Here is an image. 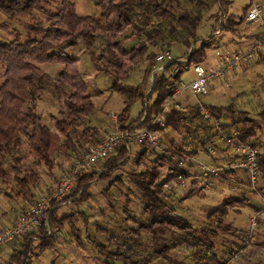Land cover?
Segmentation results:
<instances>
[{"label":"trees","instance_id":"obj_1","mask_svg":"<svg viewBox=\"0 0 264 264\" xmlns=\"http://www.w3.org/2000/svg\"><path fill=\"white\" fill-rule=\"evenodd\" d=\"M54 0H0V13L7 19L14 20L22 17L30 19L26 24L29 31L27 37L16 39L0 44V68L2 69L0 83V154H11L19 151L23 145V137H26L28 151L26 157H32L51 167L52 157L56 152L77 150L82 144L94 145L100 140V133L96 127H86L76 139L77 129L85 125L86 118L94 111V102L87 92V87L82 79L81 73L76 66L77 60L68 55L77 46H81L85 55L90 59L95 68L107 76L111 81V91L123 98L125 107L118 116V130L125 131L149 124L156 113L169 97V91L180 81L182 68L201 63L205 57V51L212 46L210 38L197 43V30L202 22L203 14L210 8L208 2L202 0H187L195 3L193 7L178 5L179 0H98L96 8L100 12V18L82 17L76 14L75 7L68 0H62L55 10H47ZM228 0H213L222 11L217 20L216 32L231 33L239 26L245 18L249 5H247L240 16L226 15V3ZM173 2L177 5L175 7ZM178 8L179 15L175 12ZM40 11L44 21L34 17V13ZM227 16L225 19L224 17ZM155 18L154 22L150 19ZM152 21V22H151ZM215 32V33H216ZM30 33L35 35L31 36ZM215 33L213 36H216ZM167 35L180 39L185 47H189V53L184 62L172 61L165 65L160 72L153 75V81L147 91L144 88L154 72V64L157 62L156 53L150 49L155 48L160 38ZM257 35H255L256 37ZM97 38L104 41V46L99 54L96 53ZM131 41L136 43L127 48L126 44ZM42 64L61 65L62 69L52 82L51 77L38 66ZM140 66H144L142 80L137 85H128L126 82ZM177 67L176 71L171 69ZM52 83L59 95H65V111L61 118H52L55 131L42 123L41 116L36 111L37 103L43 100L46 84ZM69 93L65 92V88ZM141 102L142 109L136 120L128 122L132 105ZM208 109L220 120L227 114L233 117L234 107H211ZM199 106L185 107L184 114L186 123L182 124L179 119L181 114L171 109L164 114V128L155 129L163 132L166 129L179 133L184 131L186 137L203 148L212 142L213 136L209 135V127L202 124L195 126L200 121ZM144 120L141 122V119ZM242 125L239 128L232 121L230 127L235 128L241 134L243 141L251 142L255 139L256 129L247 117L238 121ZM204 136H201V133ZM255 147L257 145L251 142ZM184 145L177 146L171 142V146L165 150L163 155H158L153 161L154 165L149 171L132 174L130 177L135 182L145 200L144 213L149 215L150 220L141 225L142 230H149L152 235L170 232L171 242L163 238L158 241L153 250V256L163 260L168 259V251L176 246H184L196 250L194 258L200 260V264H224L214 251L216 240L214 233L221 232L226 236L234 237L239 243L246 244L245 236L241 231L228 229V227L217 226L215 229L204 228L201 235L185 219L179 217L175 210L171 209L164 200L167 198L165 182H172L175 186L177 173L167 170L164 179H161L159 168L169 164L173 165L175 159L184 152ZM196 152V151H195ZM148 152L143 150L135 158L136 166L139 167L147 157ZM24 160V159H23ZM22 159L12 158V173L16 178L19 188L16 197L31 202L32 192L30 186L39 182V176L34 171L21 172ZM128 161L126 151L120 148L111 158L103 164L102 173L98 174L101 181H110L118 168ZM168 166V167H169ZM258 167L260 177L264 179V155H258ZM7 171L0 163V180H5ZM94 174H81L72 195L66 200L79 195L80 198L73 203L85 202L88 198V184L93 181ZM117 181H120L119 179ZM223 182V180H222ZM179 187V186H177ZM183 189L185 192L186 188ZM171 190V189H170ZM168 191V190H167ZM201 194L200 189L192 186L190 190L182 195V200ZM246 200L226 198L210 213L205 216V222L211 224L213 218L227 217L230 209L242 206ZM58 209L50 215V225L62 226L63 222L69 221L71 217H59ZM126 212V210H125ZM72 220V219H71ZM72 224L74 222H67ZM72 236L79 233L75 227L71 228ZM179 231L181 235H175ZM136 235H138L136 233ZM55 237V236H54ZM53 236H47L42 228L24 237V243L18 252H13L5 264H30L33 240H37L39 253L50 249L55 243ZM96 252L104 259L105 264L116 261L120 264H143L132 259L119 250L111 251L103 244L95 243ZM245 245L236 244L229 249V257L233 258L237 250ZM202 253L208 258L202 260ZM211 254V258L210 255ZM37 256V254H36ZM228 257V258H229ZM250 257V256H249ZM146 264V263H145ZM258 264V263H257Z\"/></svg>","mask_w":264,"mask_h":264},{"label":"rangeland","instance_id":"obj_2","mask_svg":"<svg viewBox=\"0 0 264 264\" xmlns=\"http://www.w3.org/2000/svg\"><path fill=\"white\" fill-rule=\"evenodd\" d=\"M61 1L54 0L51 7H48L47 10H55ZM68 1L74 5L77 15L100 18V12L96 8L98 0ZM202 1L208 2L210 8L207 10V13L202 12L203 18L197 30L196 46L202 41L210 38L216 39L219 36V34L216 36H213V34L218 27L217 20L220 18L222 11L218 10L217 4H213V0ZM255 1L259 2V0ZM173 5L177 7L174 2ZM178 5L193 7L195 3L179 0ZM247 5L250 7V0H228L226 3V15L238 17ZM177 11H179L178 8L175 9V12ZM177 14L179 15V12ZM34 17L39 18L41 22L44 21V16L40 11L35 12ZM150 20L157 21L155 18ZM28 23H30V19L27 17L9 20L0 13V44L27 37L29 31L26 28V24ZM246 27L243 21L240 24V28L235 29L234 32H221V39H241L240 35L242 33L244 35L247 32ZM256 30L258 33L260 28ZM30 35L33 36L35 34L30 33ZM159 41L161 43L157 47H150L157 55V62L153 66L156 73L160 72L165 65L172 61L183 62L189 53V47L191 48L194 45L191 44V46L185 47L180 43V39H174V37L169 35L160 38ZM96 43L97 50L95 49V51L99 54L101 48L104 46V41L97 38ZM135 43L136 41H131L126 44V47L130 48ZM211 45L205 51V57L202 61L203 67L210 68L215 64L213 60L215 49H213V43ZM261 54L264 55V48L252 62L236 67L224 78L209 83L206 86L208 91L207 97L202 98L190 92H184L178 99L184 100L183 102L188 104H201L205 107H226L232 105L234 107L233 117L231 115L227 117V114H225L220 119V122L229 124L234 121L241 128L242 125L238 121L242 120L243 117L250 119L256 129L255 139L251 140V142H254L257 145L258 152L264 155V56ZM68 55L78 61L75 67L80 71L87 87V92L95 104V109L86 118L85 125L77 129L76 139H78V135L82 130L91 126L96 127L99 131L100 140L107 135L118 133V116L125 107L123 98L111 91L110 79L95 68L80 45L69 51ZM258 60L260 61L258 62ZM38 67L51 77L52 82L56 80L58 73L62 69L61 65L52 64H42ZM193 67L194 65H190L189 68H182L183 72L178 85L180 83H189L196 78ZM176 68L170 71L174 72L177 70ZM143 69L144 66H140L132 72L131 78L126 84L137 85L142 80ZM1 75L2 69L0 68V83ZM151 84L150 77L149 82L144 85V88L148 91ZM45 89L43 100L37 103L36 111L41 116L42 123L50 131L54 132L55 128L51 120L54 117H62V113L65 111V95H59L51 82L46 84ZM65 92L69 93V90L65 88ZM141 109V102L132 105L128 122L136 120ZM200 123L201 121H198L194 125L197 126ZM210 134L211 136L214 135V131L210 132ZM160 138L162 148L166 150L171 146V142L177 146L184 145L186 134L184 131L176 133L166 129L160 134ZM23 140V145L19 151L11 154H0V163L8 173L5 180H0V227L8 224L11 218L16 219L42 195L48 193L51 186L64 173H67L71 169L73 159L81 156L91 146L89 144H82V147L77 150L70 149L66 152H56L52 157L53 165L48 167L35 158L26 157L28 151L26 137H23ZM196 143L197 140L195 141ZM215 143L218 144L217 141ZM142 151L143 149L136 151L126 164L118 168L110 181H101L98 178V174L103 171V163H99L98 166L92 169L89 175L94 174L95 177L88 184L89 198L85 202L76 204L73 202L80 198L77 195L70 199L68 203L64 202V205L62 204L58 208L57 215L59 217H71L72 220L70 219L69 221L74 223L69 224L67 223L69 221H66L62 223V226L51 224L50 227L57 230V232L51 231L52 233L50 234L53 237L55 236V243L53 247L45 249L43 252L39 253V244L37 240H33L32 247L34 248H32V254L30 255V264H105L103 262L104 259L96 252L95 243H101L111 251L119 250L143 264H200V260L194 258L196 250L184 246L171 248L168 251V259L166 260L153 256L152 253L156 244H159L158 241H162L160 239L164 238L167 244L170 243L172 233H158L155 236L149 230H142L140 228L142 224L149 222L150 217L144 213L145 200L142 198L140 190L130 176L141 171H149L154 165V159L158 155H161L155 151H147V157L137 167L135 158ZM201 156L204 157V155ZM13 157L22 159L21 172L23 174L34 171L39 176V182L30 186V191L33 194L32 198L29 199L31 202L16 197L19 188L16 184V178L12 173ZM205 162L211 163L210 160H206ZM168 166L169 164L162 168L158 167L157 170H159L161 179L165 178ZM236 178L241 180L242 176H236ZM118 179L120 181H117ZM188 183L185 192L190 190L191 185L189 186ZM244 185V181L239 184L237 183L236 187L238 190L236 192H232L226 182L216 183L212 189L202 190L198 187L197 189L201 190V194L185 200H182V195L185 193L183 189L172 185L171 190H166L167 198L164 202L171 209L175 210L179 217L187 220L196 229L198 235H201L200 231L206 227L215 229L219 225L221 228L228 227V229L241 231L245 235L246 244L245 242L239 243L234 237L226 236L221 232L213 234L217 244L214 253L222 261L230 260L229 264H264V179L260 178L259 180L257 186L259 192L257 194L249 193L244 188ZM237 192H243V195ZM228 197L235 199L245 197L246 202L242 206L230 209L227 217L222 218V220L213 218L212 221L214 222H211L210 225L207 224L205 216L215 209L222 200ZM256 216L257 225L251 238L247 239L251 219ZM72 227H75L79 231V233H76V237L72 236ZM174 233L175 235H181L179 231H174ZM50 235L47 236L49 237ZM159 237L161 238L159 239ZM23 238L21 237L14 241V243L5 245L6 247L3 246L8 248L7 251L3 247V249H0V264H5L9 260L11 253L13 254V252L20 250ZM232 243L246 246L243 252L236 253L237 256L233 258L227 255V251L231 248ZM201 255L202 260L208 258L206 253H202ZM209 255L211 258V254ZM109 263L120 264L116 261H110Z\"/></svg>","mask_w":264,"mask_h":264},{"label":"built area","instance_id":"obj_3","mask_svg":"<svg viewBox=\"0 0 264 264\" xmlns=\"http://www.w3.org/2000/svg\"><path fill=\"white\" fill-rule=\"evenodd\" d=\"M244 21L246 24L260 28L257 36L252 39L248 47L244 50L232 51L218 46L215 49L214 66L203 67L202 62L194 65L193 71L196 78L189 83L177 84L171 89L167 101L149 124L138 128L137 123L133 129L107 135L98 143L89 146L81 156L73 159L71 169L51 186L48 193L36 200L11 225L0 230V249L7 244L14 243L21 237L36 232L40 228L46 231L47 235L57 232L50 227V215L55 209H58L62 204L64 205V202H69L66 199L72 195L78 176L81 174L89 175L94 167L98 166L99 163L104 164L120 148H124L128 160L136 151L141 149L155 151L163 155L165 150L162 148L160 138L162 132L155 129V126L164 128V114L171 109H175L181 114L179 121L182 124L186 123L185 118L188 115L184 114L185 107L178 103V97L184 92H190L202 98L207 97L206 86L209 83L224 78L236 67L252 62L264 47V18L261 3L250 0V7L246 12ZM218 34L219 31L215 33V35ZM196 105L200 108V124L210 128V136L212 131H214V135H212V142L207 143L203 148L198 143L195 144V141L190 137L185 138L184 152L177 160L175 159L173 165L167 168L169 170L171 167V170L173 169L177 173L176 185L180 188H187V182H189L190 188L193 186L206 190L212 189L216 183H221L223 180L232 192H236L238 190L236 184L244 181V188L249 193L257 194L259 192L257 186L261 178L257 148L251 142L243 141L237 129L220 122L210 109L201 104ZM143 120L144 118L141 119V122ZM201 136H204V133ZM201 155H204V158L210 160L211 163H206ZM236 176H242V179L239 180ZM172 185H174L172 182H165L163 187L170 190ZM256 220L257 216L251 219L247 239L251 238L254 232L257 225ZM245 247L237 250L236 253L243 252ZM236 253L233 257L237 256ZM229 262L231 261L229 260L224 264H229Z\"/></svg>","mask_w":264,"mask_h":264},{"label":"crops","instance_id":"obj_4","mask_svg":"<svg viewBox=\"0 0 264 264\" xmlns=\"http://www.w3.org/2000/svg\"><path fill=\"white\" fill-rule=\"evenodd\" d=\"M259 3H261L262 4V7H263V18H264V0H259ZM245 22V21H244ZM246 24V23H245ZM246 28H247V32H245L244 33V35H240L241 36V39H221L222 37V33L219 31V36L216 38V39H213L212 40V43H213V49H216L218 46H222V47H224V48H226V49H230V50H236V51H239V50H244L246 47H248V45L250 44V42L252 41V39H253V36H254V34L255 35H257V30L256 29H258L259 27H257V26H254V25H249V24H246ZM250 26V27H249ZM249 27V28H248ZM238 28H240V25L239 26H237L235 29L237 30ZM256 30V31H255ZM226 33V32H225ZM252 36V37H251ZM235 38V37H234ZM264 48V47H263ZM262 48V49H263ZM261 55H263V54H261ZM264 56V55H263ZM260 59V58H259ZM214 60V59H213ZM260 60H258V62H259ZM214 62H215V60H214ZM181 96V95H180ZM179 96V97H180ZM178 97V98H179ZM179 100V101H178ZM177 101H178V103L179 104H181L183 107H187V106H193V105H195V104H188V103H186V102H183L184 100H181V99H177ZM229 124H231V123H229ZM257 148V147H256ZM258 149V148H257ZM202 159L203 160H205L206 161V159L204 158V157H202ZM239 193V192H238ZM243 192H241V193H239V194H241V195H243L242 194ZM245 198V197H244ZM242 199V198H241ZM246 200V199H245ZM253 208H255V207H253ZM257 209H259V208H257ZM214 210V209H213ZM255 210H256V208H255ZM15 219V218H14ZM14 219H12L11 218V220H10V222L8 223V224H4L3 226H1L0 227V230L2 229V228H4L5 226H9V225H11L12 224V222L14 221ZM245 236V235H244ZM23 243H24V239H23ZM22 243V244H23ZM236 246V244L235 243H232V246H230L231 247V249H233L234 247ZM6 247V246H5ZM5 247H3L6 251L8 250V248H5ZM8 247V246H7ZM2 248V249H3ZM21 249V248H20ZM230 249V250H231ZM10 250V249H9ZM229 250V251H230ZM229 251H227V255H229ZM12 254V253H11ZM10 254V255H11ZM226 256V255H225ZM224 261V260H223ZM231 264V263H230Z\"/></svg>","mask_w":264,"mask_h":264},{"label":"water","instance_id":"obj_5","mask_svg":"<svg viewBox=\"0 0 264 264\" xmlns=\"http://www.w3.org/2000/svg\"><path fill=\"white\" fill-rule=\"evenodd\" d=\"M193 48V45L191 46V49ZM155 74V72L152 73V76H151V82L153 81V75Z\"/></svg>","mask_w":264,"mask_h":264}]
</instances>
